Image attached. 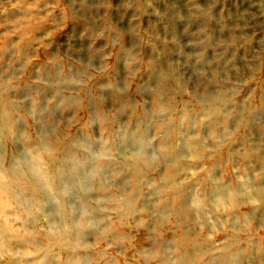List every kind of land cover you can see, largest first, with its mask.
Here are the masks:
<instances>
[{
  "label": "rangeland",
  "instance_id": "rangeland-1",
  "mask_svg": "<svg viewBox=\"0 0 264 264\" xmlns=\"http://www.w3.org/2000/svg\"><path fill=\"white\" fill-rule=\"evenodd\" d=\"M29 166L0 264H264V0H0V172Z\"/></svg>",
  "mask_w": 264,
  "mask_h": 264
},
{
  "label": "bare ground",
  "instance_id": "bare-ground-1",
  "mask_svg": "<svg viewBox=\"0 0 264 264\" xmlns=\"http://www.w3.org/2000/svg\"><path fill=\"white\" fill-rule=\"evenodd\" d=\"M204 101L206 102V100H204ZM205 105H207V103ZM5 108H7L5 110V113H9L10 110L12 109L9 105H6ZM219 109H220L219 106L216 105V106L212 107L211 109H209V108L204 109L203 108V112L206 115H208L207 112H210L212 110L216 113V117H218L220 114ZM42 140H40V142ZM48 142H46V145L43 144L44 146L42 148V151L44 153H48V158H49V156H51V159H52V157L54 158L55 155L53 156V154L50 152L51 146L47 145ZM185 145H187V143H185ZM43 160H45V159H43ZM45 163H46V160L44 161V164H42V165L48 166V164H45ZM14 164H16V162ZM73 167H75L77 169L81 167V166H79L78 160L74 159ZM76 172H74V175L77 174L79 176L78 173H80V171L77 173ZM58 175L59 174H57V173L47 175L46 179L52 180L51 182L46 183V185L44 184V186L46 187L47 190H56L57 188H58V190L60 189L59 188L60 185L56 184V180H57L56 177L58 178ZM25 179H26V182L30 181L29 186H31L30 188H32V191L34 194H40V195H42V197H44V195L46 196V191H41V188L43 186V184H42V186L40 185V183H42V180H43L42 175L37 173L36 170H34L32 167L29 166L28 169L27 168L21 169V167H20V169L15 168L14 170H11V167H10V168H7L6 170L2 171V173L0 172V217L3 218L2 222L0 221V238L1 239L6 237V235L13 229L12 224L16 222V220L15 221L10 220L9 217L14 216L16 218L18 215L20 218L22 216L21 214L24 212V211L23 212L20 211V209H19V207L22 206V205H20L21 204V200H20L21 196H20L19 192H20V189L22 187H25L22 184V181L23 180L25 181ZM25 188L29 189L27 187H25ZM59 192H60V190H59ZM10 208L13 209V213H8ZM14 213H16V214H14ZM22 223L24 224L25 221ZM21 226H23V225H21ZM15 239H16V237H15ZM17 239H18V241H16V243H18V245H20V243H23L26 241L25 238L22 236L21 237L18 236ZM48 242H49V239H48ZM45 251H47V248Z\"/></svg>",
  "mask_w": 264,
  "mask_h": 264
}]
</instances>
